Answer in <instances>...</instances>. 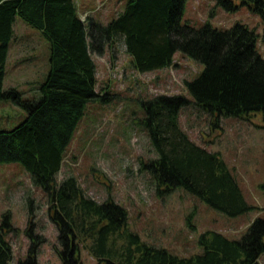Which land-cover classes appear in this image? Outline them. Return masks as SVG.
<instances>
[{
  "label": "trees",
  "instance_id": "trees-1",
  "mask_svg": "<svg viewBox=\"0 0 264 264\" xmlns=\"http://www.w3.org/2000/svg\"><path fill=\"white\" fill-rule=\"evenodd\" d=\"M185 1L128 0L122 12L102 23L83 20L76 0H0V99H11L27 111L14 128L0 129V162L20 161L48 193L61 264H80L81 244L97 264H262L263 217H256L240 239L207 230L200 237L203 252L183 257L131 231L128 211L120 203L98 201L73 175L58 179L87 102L100 96L93 54H114L121 40L138 71L172 66L178 51L204 63L201 73L184 84L217 125L224 115L248 118L261 112L264 119V55L257 48V30L241 21L225 29L183 22ZM240 1L262 17L264 38V0ZM217 2L228 11L240 6L236 0ZM18 14L49 42V71L37 99L24 98L16 87L4 89ZM190 101L183 94L162 93L143 102L148 134L158 152L143 164L157 192L166 195L181 186L231 216L248 212L255 205L227 161L182 128L180 112ZM33 225L28 254L15 264H38L45 237L34 234ZM12 229L7 212L0 223V264H13L7 238Z\"/></svg>",
  "mask_w": 264,
  "mask_h": 264
},
{
  "label": "rangeland",
  "instance_id": "rangeland-1",
  "mask_svg": "<svg viewBox=\"0 0 264 264\" xmlns=\"http://www.w3.org/2000/svg\"><path fill=\"white\" fill-rule=\"evenodd\" d=\"M128 0H76L83 20L92 17L108 23L125 9ZM228 11L217 0H186L182 21L200 26L206 22L225 29L236 21L259 33L258 50L264 55L262 17L241 4ZM4 89L16 87L26 99L40 96V85L49 71V42L41 30L19 14L14 21ZM97 64V91L90 99L70 144L58 179L73 175L83 189L98 201L108 198L128 211V227L147 243L165 247L187 257L202 253L201 234L220 231L240 239L256 217L264 218V119L224 115L219 125L211 113L195 103L185 87L205 64L178 51L172 66L138 71L126 52L123 40L114 54H93ZM183 94L191 101L182 107V128L197 143L218 151L236 174L246 199L255 207L231 216L178 186L169 194H159L144 162L158 156L146 127L143 102L158 94ZM27 111L11 99H0V129H12ZM49 195L36 184L20 161L0 162V223L10 212L14 229L7 233L14 250L12 263L25 259L34 234L43 235L38 264H61L57 247V225L49 216ZM35 239V238H34ZM80 264H97L83 244ZM264 264V253L260 256Z\"/></svg>",
  "mask_w": 264,
  "mask_h": 264
}]
</instances>
